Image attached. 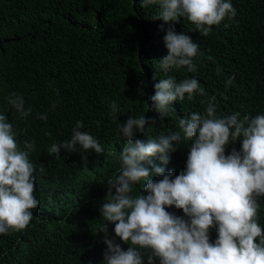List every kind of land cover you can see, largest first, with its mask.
I'll return each instance as SVG.
<instances>
[{"label":"trees","instance_id":"16d2710c","mask_svg":"<svg viewBox=\"0 0 264 264\" xmlns=\"http://www.w3.org/2000/svg\"><path fill=\"white\" fill-rule=\"evenodd\" d=\"M231 3L236 17L204 37L186 17L167 23L154 19L159 7H144L141 0H0V114L21 143L36 142L29 158L37 169L34 195L40 202L25 230L0 234V264H103L106 235L127 250L130 245L115 235V225L104 222L101 206L107 201V180L120 167L124 137L118 126L131 116H145L144 130L135 138L146 143L180 131L179 120L192 112L204 114L212 96L218 116L264 114V0ZM170 26L199 45L195 72L160 67ZM169 76L177 82L195 78L205 94L174 102L168 117L161 118L151 96L154 85ZM230 77L232 84L226 85ZM12 92L31 107L28 117L20 119L7 103ZM112 101L120 109L115 120L109 115ZM45 113L47 120L39 119ZM78 120L84 124L80 130L96 137L104 152L82 153L77 146L75 152L61 148L59 160L49 155L53 142L71 138ZM241 140L229 142L226 155L240 151ZM190 146L182 139L167 165L152 157L145 165L150 179H162L153 166L165 174L171 170L173 178L184 171ZM146 183L134 185L133 195L146 196ZM260 203L263 225L264 197ZM166 210L188 219L175 206ZM104 223L107 233L100 231ZM217 235L215 227L210 229L211 242ZM141 254L147 264L150 250ZM154 261L160 264L159 258Z\"/></svg>","mask_w":264,"mask_h":264},{"label":"clouds","instance_id":"9594fccd","mask_svg":"<svg viewBox=\"0 0 264 264\" xmlns=\"http://www.w3.org/2000/svg\"><path fill=\"white\" fill-rule=\"evenodd\" d=\"M141 4L158 6L154 19L165 23L186 17L204 37L213 26L237 15L231 0H141ZM164 41L168 53L160 59V67L165 72L197 70L194 60L200 54L199 45L190 36L170 26ZM233 79L230 77L226 85H231ZM154 87L151 100L161 118L168 117L174 102L185 98L192 101L205 94L195 78L177 82L169 76ZM6 99L20 119L31 114L23 96L12 92ZM215 100V96L210 97L204 114L192 112L188 118H181L180 131L149 138L146 143L135 138V132L143 131L147 123L144 115L131 116L119 124L124 147L117 174L107 180V201L101 206V216L104 222L115 225V235L130 246L124 250L106 235L103 264H145L141 254L145 250L151 252L147 264H155L154 257L160 264H264V224L260 214V198L264 197V114L249 117L234 112L218 116ZM0 108L3 109L1 105ZM109 108V115L118 119L116 101ZM38 116L47 120L46 113ZM83 127L78 120L71 138L53 142L48 154L59 160L61 148L75 152L77 146L82 153L104 152L96 137L80 130ZM45 135L52 134L46 131ZM239 138L241 150L233 149L226 155L229 142ZM182 139L191 141L186 169L173 178L171 170L165 174L164 168L153 166L151 171L162 179H150L145 165L152 164L151 158L157 155L167 165ZM35 144L34 139L21 143L13 124L0 114V234L25 230L33 219V210L39 207L34 195L37 169L29 158ZM38 171L43 174L45 169L40 167ZM141 181L147 182V195H133L134 185ZM172 206L182 209L188 219L166 210ZM213 227L218 233L214 243L209 238ZM100 231L107 233L105 223Z\"/></svg>","mask_w":264,"mask_h":264}]
</instances>
